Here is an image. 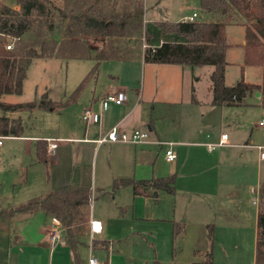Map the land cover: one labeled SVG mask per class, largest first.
Segmentation results:
<instances>
[{"label":"crops","instance_id":"1","mask_svg":"<svg viewBox=\"0 0 264 264\" xmlns=\"http://www.w3.org/2000/svg\"><path fill=\"white\" fill-rule=\"evenodd\" d=\"M153 1L155 4L160 0ZM191 1L193 4L189 3ZM135 2L134 9L143 10L145 19V4L141 0ZM179 7L176 21L193 12L202 17L198 0H184ZM13 8L18 7L15 5ZM144 25L146 28V21ZM229 26L243 29V40L239 44L243 57L244 27L230 24L227 29ZM163 41L170 40L158 43H150L149 40V44L157 46ZM228 42L231 46L226 55L235 45ZM195 67L199 66L145 62L141 50L128 59L102 61L97 74L94 77L83 76L80 84L74 82L69 86L66 78L62 98L48 93L52 101H68L60 110H35L30 112V116H24L22 112L12 113L22 115L25 128L21 136H8L0 145V208H11L66 185L88 187L91 199L80 207L79 217L73 226L74 248L67 242L61 226V239L53 245L49 231L57 225L54 217L41 209L18 212L10 218L0 217V264H89L90 258L106 264H160L170 250L171 255L175 251L173 222L186 223L177 238L183 239L184 245L189 244L187 250L184 247L180 253L175 251L173 264L174 260L206 264V225L210 212L205 207L204 211L200 210L201 196L205 198L203 193L206 195L207 191L196 185L200 181L210 186L212 180H196L185 169L188 162L180 160L179 153L191 159L192 164L187 168H194L199 165L196 162L199 160L198 147H205L210 155L215 154L213 162L206 164L205 169L210 171L222 161L224 153L220 149L230 147L227 146L230 136L227 145L209 151L206 144L217 143L220 134L225 132L212 135L209 130L213 126L208 124L203 128L204 132L200 129L203 118L213 115L216 107L224 113H231L235 108H253L259 110L261 117L264 106L258 92L248 96L243 105H212L211 84L200 100L194 84L200 75L195 73ZM226 70L225 83L235 84L238 80L231 84L226 82ZM261 79L262 73L257 82L244 80L258 84ZM119 91L126 95L123 103L101 104L100 100L107 94ZM2 99L8 103H23L5 100L6 97ZM87 108L100 113L99 122L81 119V113ZM228 109L230 111H225ZM30 120L36 131L29 132L27 121ZM256 123L254 127L257 128ZM114 125L125 131L147 130L152 142L134 145L122 142L98 144L94 141ZM252 132L253 127L246 128V140H251ZM47 139L57 141L54 154L48 151ZM156 140L173 141L172 149L177 154L174 161L165 160L166 146L154 143ZM38 141L43 142L46 148V162L37 159ZM171 175L175 177L174 192L165 193L175 196L177 192L179 204L176 200L175 208L168 216L169 212L158 214L153 205L154 198L164 190H154L152 186L139 182ZM118 179H131L133 183L113 189V183ZM154 204L157 205L156 199ZM91 219L102 223L101 232L93 237Z\"/></svg>","mask_w":264,"mask_h":264},{"label":"trees","instance_id":"2","mask_svg":"<svg viewBox=\"0 0 264 264\" xmlns=\"http://www.w3.org/2000/svg\"><path fill=\"white\" fill-rule=\"evenodd\" d=\"M98 4L101 0H95ZM60 7L50 0H16L17 9L0 4V135L21 136L25 125L18 112L35 110L50 111L65 107L68 101H52L48 94L23 103H8L5 95H19L27 76L29 65L37 58L73 57L91 58L94 64L87 77H94L102 61L133 57L115 47L119 38H139L149 42L151 35L142 21L143 12L130 9L114 13L86 0H63ZM204 18L192 22L157 21L160 32L176 34L183 41H163L157 46L148 43L142 51L145 62L179 64L187 66L211 65L210 74L212 105L239 106L246 98L258 92L264 106V0H198ZM54 13L52 16L50 13ZM70 19L64 28L66 37L61 39L55 27ZM239 24L244 27L243 64L259 66L262 79L258 84L242 77L233 85L225 83L227 65L226 51L231 46L227 38V26ZM100 39L102 45L93 49L86 38ZM7 38H16L12 50L5 49ZM106 42H103L105 41ZM141 44V43H140ZM134 55V54H133ZM36 156L46 162V148L37 142ZM174 175L139 183L150 185L154 190L174 192ZM131 179H118L113 189L132 184ZM258 208L256 215V243L254 264H264V174L256 190ZM91 199V191L85 186L66 185L50 190L42 196L31 198L11 208H0V217L10 218L18 212L41 209L56 218L64 230L69 245L74 248L76 240L73 226L80 207ZM184 228L181 222H173L172 236H179ZM209 247L205 263L211 264L214 225L207 224Z\"/></svg>","mask_w":264,"mask_h":264},{"label":"rangeland","instance_id":"3","mask_svg":"<svg viewBox=\"0 0 264 264\" xmlns=\"http://www.w3.org/2000/svg\"><path fill=\"white\" fill-rule=\"evenodd\" d=\"M50 1L60 7L64 5L63 0ZM87 1L114 13H121L133 9L136 5L135 0H101L98 4L95 3V0H86V2ZM153 2V0H147L146 3L144 0H141V3L145 4L147 8L145 19L143 16L144 14H142V21L144 24L146 21L147 32L151 35L150 43H158L160 40L183 41L182 37L176 34H161L156 27V21H176L179 17V6H181L184 0H160L155 4ZM189 3L193 4V1ZM0 4L14 7L16 5V0H0ZM191 8V6L188 8L189 13L191 12ZM50 14L52 16L54 13L52 12ZM204 17L206 16L202 14V18ZM199 18L201 17L199 16ZM68 22H70V19L66 18L64 23L60 24V27L54 28V31L58 32L61 39L66 37L64 28ZM86 37L85 34L80 35L81 39ZM227 38L235 45L229 49L226 55V60L229 63L226 67V82L229 84L235 83L237 80H240L241 77L245 80L257 82L260 79V67L243 64L242 49L239 45L243 40V29L239 26H229L227 29ZM8 40H10V38H7L6 43ZM86 40L93 49H99L102 45L101 40H95L93 36H88ZM115 41V47L121 49L123 53H130L132 56L137 52L139 53L142 49L141 44L143 41L140 42L139 38L136 37H122ZM103 42H106V40ZM146 43L149 44V42ZM92 65L93 61L88 57L34 59L27 69V76L23 82L22 93L19 95H6L4 96L6 97L5 100L27 102L34 98H40L45 93L55 94L62 98L66 78L69 86L73 85L74 82L80 84L81 78L88 74ZM212 68L211 65L195 67V73L200 75V78L194 81L197 87V96H199L200 100L205 97L207 86L211 84L209 77L210 73H208V71L211 72ZM74 91L75 89H73L72 92ZM246 109L250 108H235L231 113H224L221 108L216 107L213 111V115L203 118L200 129L204 132L205 130L203 128H206V124H208L213 126V128L209 130L212 135L218 136L221 131H224L230 136L229 145H227L230 147L220 149L224 153L223 159L217 162L210 171L205 169L206 164L213 162L215 154L213 153L210 155L205 147H198L200 150L198 152L199 160L196 162H198L199 165L194 168H187L188 165L192 164L191 159H187L183 153H179L180 160L188 162L185 169L188 170L189 173H192L196 177V180H212L210 186L209 183H200V181H197L196 186L201 187L203 190L207 191V194H210L204 195L205 193H203V196H206L205 198L201 196L202 202L200 204V210L204 211L205 207L207 211L210 212V217L207 222L208 224L214 225L212 245L213 264L254 263L256 213L259 204L255 191L258 189L259 182L264 172V159L260 158L259 150L256 149L254 145L264 143V128L254 127V124L260 119L259 110H254L253 108L250 110ZM225 111H230V109ZM203 112L205 111L203 110ZM22 114L24 116H30L32 113L26 111L22 112ZM20 116L22 115L20 114ZM32 120L27 121L29 132L37 130L33 128L31 124ZM24 122L26 123V121ZM249 127H253L250 141L246 140L248 134L245 136L246 128L248 129ZM242 147L247 148L243 149ZM0 179H2V174H0ZM176 196H179L177 192L175 196H169L165 191H161L159 197L153 200L154 209L158 211V214L169 212L168 216H170L172 210L175 208V201L178 199ZM155 199L157 200V205L154 204ZM254 201H256L257 205ZM176 202L178 205L179 200ZM181 223L184 224V231L186 223ZM176 238L173 247H175L177 253H180L184 247L186 250L189 248V244H183V239ZM206 241L208 250L209 240L207 238V229ZM175 251H173L174 254ZM174 254L171 255L170 250L169 254L162 259L160 264H173L172 259L175 258ZM174 264L189 263H178L174 260Z\"/></svg>","mask_w":264,"mask_h":264},{"label":"built area","instance_id":"4","mask_svg":"<svg viewBox=\"0 0 264 264\" xmlns=\"http://www.w3.org/2000/svg\"><path fill=\"white\" fill-rule=\"evenodd\" d=\"M199 19V15L197 12H193L188 16H185L183 18V21L187 22H192ZM16 38H10L8 42L5 44V49L7 50H12L14 48V42L16 41ZM142 45V51L143 49L147 46L145 40L143 39ZM126 100V95L124 92L119 91L116 93H109L107 94L104 98L100 100L101 104L104 102H111L115 104H121ZM81 119L83 121H92V122H99L100 121V113L99 112H94L90 108L84 109V111L81 113ZM257 126L260 128H264V113L260 117V119L257 121ZM8 136H3L0 135V145L3 144V141L5 138ZM98 144L102 143H116V142H122V143H132L134 145H140L144 144L147 142H152L150 141L149 138V132L147 130H142V129H133L131 131H125L121 129L118 125L112 126L106 133L100 135L98 138L94 140ZM154 143L158 145H165V160L168 162H172L176 159L177 154L176 152L172 149V144L173 142H167V141H153ZM228 144V135L226 133L220 134V137L217 141V143H208L206 144L207 148L209 151L215 150L217 147L224 146ZM47 146H48V151L51 154H54L55 149L57 147V141L53 139H47ZM256 149L259 150V156L261 159H264V143H260L257 145H254ZM256 203V201H254ZM55 224L58 226H54L51 228L49 231V236L50 239L54 244H56L58 241L61 239V228H60V222L54 218ZM90 227H91V235L92 237L95 234H98L102 230V223L99 220L91 219L90 220ZM89 264H106V263H101L98 262L96 258H90L89 259Z\"/></svg>","mask_w":264,"mask_h":264},{"label":"water","instance_id":"5","mask_svg":"<svg viewBox=\"0 0 264 264\" xmlns=\"http://www.w3.org/2000/svg\"><path fill=\"white\" fill-rule=\"evenodd\" d=\"M156 194V193H155Z\"/></svg>","mask_w":264,"mask_h":264}]
</instances>
